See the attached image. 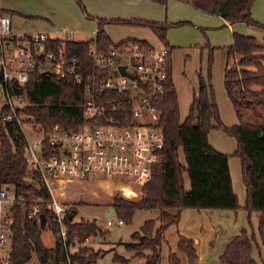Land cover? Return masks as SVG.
<instances>
[{
    "label": "trees",
    "instance_id": "16d2710c",
    "mask_svg": "<svg viewBox=\"0 0 264 264\" xmlns=\"http://www.w3.org/2000/svg\"><path fill=\"white\" fill-rule=\"evenodd\" d=\"M87 18L88 13L81 0H76ZM209 14L223 17L229 23L244 22L264 30V23L252 14L255 0H182ZM6 13L0 8V15ZM98 30L93 38L86 40L50 39L54 48L76 54L88 71L93 69L89 56L91 44L108 50L132 41L150 47L143 39H126L114 42L105 30L109 23L129 24L149 27L169 51V78L164 94L158 100L160 124L164 135V145L153 165L152 177L144 184L143 193L138 198L115 195L109 206L116 215L130 223L137 210L158 209L156 218L148 219L140 231L134 232L126 248L135 251L134 257L145 258L142 264H160L162 246L166 233L172 225L179 224L185 209L235 210L240 208L239 198L234 191L229 167V155L216 150L209 141V133L215 128L222 129L236 139L235 155L241 159L242 178L246 188V205L250 223L248 228L235 234L227 243L220 260L224 264H264V38L252 35L234 34L231 45L225 46L227 65L224 72V86L228 99L236 113L237 122L226 125L221 113L213 83L212 67L214 51L210 44L199 46L208 48V70L198 72L199 85L193 92L188 114L181 119L177 90L171 75L170 53L174 46L167 39L168 30L174 25L184 24L158 22L145 19H105L97 18ZM5 95H19L25 98L24 110L40 124L58 123L72 130H78L84 123L85 86L77 83L72 76L58 77L34 71L24 83L16 79L3 82ZM3 105L2 109H4ZM0 187L12 185L17 199L14 202V233L12 236L10 264H28L36 254L40 264H64L67 256L77 264H93L98 253H88L87 247L79 246L69 253L61 237L57 235V224L48 210L50 195L46 188L30 177L29 162L25 155V142L17 125L0 124ZM184 158H183V156ZM186 177L189 188L186 187ZM39 181V180H38ZM22 197V198H19ZM39 204L46 216L44 226L40 219L30 217L32 205ZM27 208L24 215L23 208ZM75 203L70 205L67 218L68 240L74 237L82 242L86 237L102 231L96 220L74 222L77 214ZM253 212L260 213L257 229L252 224ZM70 215L72 216L70 218ZM50 226L55 234L52 247L42 239L43 227ZM178 248L187 254L189 262L198 260L193 238L179 234ZM259 250L261 261L255 257ZM149 253L146 254L145 251ZM114 259L127 264L128 258L115 254ZM170 264H181L175 253L169 254Z\"/></svg>",
    "mask_w": 264,
    "mask_h": 264
},
{
    "label": "built area",
    "instance_id": "2783aa9c",
    "mask_svg": "<svg viewBox=\"0 0 264 264\" xmlns=\"http://www.w3.org/2000/svg\"><path fill=\"white\" fill-rule=\"evenodd\" d=\"M55 38L76 40L47 32L17 34L11 29V18L0 15L1 77L3 82L16 79L24 83L37 70L74 77L85 86L84 123L78 130L58 123L40 124L25 112L24 97L8 94L4 109L0 108V124L9 122L19 127L30 177L35 182V174L36 184L39 182L48 191L47 207L57 224V235L71 253L79 246L72 251L78 238L68 240L70 193L88 191L99 198L102 192L109 197L138 198L152 177L153 165L164 145L157 103L166 89L170 63L163 43L160 48L153 44L146 48L129 41L108 50L93 43L89 48L93 61L90 72L76 54L55 49L50 40ZM0 86L3 91L2 83ZM85 183H95L98 188L78 187ZM16 199L12 185L0 187V264H10L11 249L3 250L12 243ZM28 210L30 217L40 219L39 204ZM114 221L125 223L116 210L107 217V224ZM64 264L77 262L68 255Z\"/></svg>",
    "mask_w": 264,
    "mask_h": 264
},
{
    "label": "rangeland",
    "instance_id": "374dc122",
    "mask_svg": "<svg viewBox=\"0 0 264 264\" xmlns=\"http://www.w3.org/2000/svg\"><path fill=\"white\" fill-rule=\"evenodd\" d=\"M81 1L85 5L87 11L93 13L86 0ZM89 3L92 8L100 9L102 11L110 9L124 12L127 15H137L141 11L145 12L147 15L161 13V16L168 19L170 23L181 21L186 22L184 24L174 25L167 34L170 44L176 47L171 54V75L177 90L181 116L186 115L189 110L193 88L197 84V72L201 69L203 73L206 74L208 70V48L202 50L201 47L197 46L198 43L201 42L204 44V42H208L210 45L217 46L214 51L212 72L221 119L229 126L237 122L236 113L226 95L224 86L226 52L223 46L227 45V43H232L234 40V32H237L239 28L249 32L264 31L262 28L249 26L243 22L233 24V28L229 26L227 22L226 26H223L225 25V22L219 24V19L217 17H209L204 12L196 10L189 5L176 0H169L166 6L145 0H90ZM78 6L80 12L83 14L82 7H80L79 4ZM107 11L109 12V10ZM62 14L63 15H57L56 27L60 30H62L63 27H66L70 31L77 29V27L71 23L70 17L64 15V13ZM3 15L7 14L4 13ZM94 20V18H90L88 25L83 28L85 30L79 31V33L75 32L73 37L78 39H90L92 37L91 29L94 27ZM107 26L109 34L116 41L129 35H135L136 33L142 35V31L134 32L133 30H142V28H146V32H149L150 30L143 26L120 23H109ZM11 29L17 34L46 31L41 30L39 27L34 28L35 30L28 28L31 30L18 31L13 25H11ZM59 34L63 35L62 32H59ZM257 38L259 37L257 36ZM155 43L157 42L155 41ZM160 47L161 46H158V48ZM201 57L203 59L202 61ZM1 74L2 66L0 64V76ZM6 102L7 97L5 93L0 90V108ZM185 111L186 113L184 114ZM33 137L32 134H29L30 139H33ZM210 141L216 150L229 155V166L233 178L234 191L239 197L240 208L238 211L231 209H208L203 211H196L193 209L183 210L181 222L170 227L171 235L168 238V243H163L160 264H170V253H175L179 257L181 264H196L189 262L187 254L178 248L175 233L177 226H180L182 229H187V237L194 239L196 252L199 257L197 264H224L220 260V255L223 253L229 240L242 229L248 228L249 231L251 229L248 212L244 207L246 193L245 184L242 178L241 159L238 155L234 154L237 149L236 139L227 135L222 129L215 128L210 134ZM188 181L189 180L186 177L187 188H189ZM83 185H85V189L98 188V185L95 183L78 184V187H83ZM10 189L11 196H13L14 190L13 188ZM111 200L112 197H109L102 192H100L99 198H96L88 191L82 193H70L69 205L75 203L78 211L74 216L73 221L96 220L98 225L102 228L101 232L96 235H91L89 240H83L82 242L78 241L75 243V246H72L71 250L74 251L81 245L87 247L89 254L98 253L97 260L93 264H121L114 259L115 254L128 258L129 261L127 264L144 263L145 258L134 257L135 251L127 249L125 244L132 240L131 235L134 232L141 230V227L146 220L156 218L159 214V210H137L133 216L132 222L119 225L114 221L112 225H108L106 207ZM189 212H192V214L188 215ZM259 219L260 213L254 212V216H251V221L255 229H257ZM42 239L46 246L52 247L54 245L55 234L50 226L43 227ZM198 240H200V242L199 244H196ZM10 249L11 244H9L7 249L3 250V253ZM145 253L148 254L149 251L146 250ZM254 255L260 262L261 258L259 257V250L256 248ZM28 264H40L36 254H33Z\"/></svg>",
    "mask_w": 264,
    "mask_h": 264
},
{
    "label": "crops",
    "instance_id": "0c3cea01",
    "mask_svg": "<svg viewBox=\"0 0 264 264\" xmlns=\"http://www.w3.org/2000/svg\"><path fill=\"white\" fill-rule=\"evenodd\" d=\"M145 1H149L152 3H157L160 5L166 6L169 0H145ZM176 1H180L182 3H185L189 6H191L190 4H188L182 0H176ZM86 2L88 4L89 8L93 12V13H90V12H88V13L93 15V17L96 16L95 20H94V27L91 29L92 30V33H91L92 37L91 38H93L95 36V34L98 30L97 18L145 19V20H153V21H158V22L170 23L168 21V19H166L164 16H161V13H153V15L152 14L147 15L145 12L141 11L137 15H127L121 11H114V10H110V9H106V10L102 11L100 9L99 10L94 9L90 6V3H89L90 0H86ZM191 7H193V6H191ZM0 8H2L3 10L6 11L5 14H7L11 18V25H13V27L18 31H26V30H31V29H34L36 27H39V28H41V30H46L43 32H47L48 34H50L52 36H59L61 38H65V37L70 36L73 39L86 40L84 38L78 39V38L73 37L75 32L79 33V31H82V30L84 31L85 29H83V28H85L88 25V21H89V18H87L84 13L82 14L80 12L79 6H78L76 0H0ZM193 8H195V7H193ZM195 9L201 11L200 9H197V8H195ZM107 10H109V12ZM62 13H64V15H68L70 17L71 23L75 27H77V29H75L74 31H72V30L70 31L66 27H63L62 30H60L56 27L57 15L58 14L63 15ZM205 14H207L209 17H217L219 19V24H223L225 22L224 23L225 25H223V26H226V24L228 23L229 26H231L232 28L234 27L233 24H235V23H229L226 19H224L223 17H221L219 15L209 14V13H205ZM252 14H253V17L257 21L264 23V0H255L253 7H252ZM107 25H109V24L105 25V30L109 34ZM28 28H31V29H28ZM147 28L150 29L149 27H147ZM171 28H173V27H171ZM133 31L134 32L142 31V35L136 33L135 35H129V36H127L123 39H120L118 41L114 40L110 34H109V36L116 43L122 42L126 39H143V40H147L148 42H150L151 44H153L154 46H157V47L163 45L161 40L157 37V35L151 29L149 30V32H146L147 31L146 28L145 29L142 28V30L138 29V30H133ZM59 32H62L63 35L59 34ZM53 33H55V34H53ZM235 33L252 35L255 37L258 36L260 39L264 38V31L249 32V31L242 30L239 28V30L237 32H234V34ZM19 34H22V33H19ZM155 41L157 43H155ZM169 43H170V41H169ZM232 43H233V41H232ZM232 43L231 42L227 43V45H231ZM206 44H210V43L204 42V44H203L200 42V43H198L197 46H204ZM227 45H224L223 47H225ZM212 46H214V45H212ZM175 49H176V47L174 46L173 50L170 53V60H171V54ZM225 52H226V65H227V51H226V49H225ZM202 60L203 59L201 57V61ZM225 68H226V66H225ZM198 85H199V78H198V72H197V84L193 88V92L198 87ZM192 99H193V94H192ZM191 102H192V100H191ZM185 113H186V111L184 112V114ZM187 114H188V112L186 113V115ZM186 115L181 116V119H184L186 117ZM211 132H212V130L209 133V141H210ZM210 143H211V141H210ZM230 172H231V170H230ZM232 182H233V178H232ZM185 184L187 187L186 180H185ZM233 188H234V186H233ZM245 193H246V188H245ZM245 205H246V196H245L244 207H245ZM108 207H109V205L106 207L107 208L106 213H107ZM193 210H196V209H193ZM188 211H191V210H188ZM196 211H198V210H196ZM201 211H203V210H201ZM191 214H192V212H189L188 215H191ZM182 215H183V212H182ZM196 215H198V214H196ZM252 216H254V212L252 213ZM181 219H182V217H181ZM180 222H181V220H180ZM170 229L171 228H169L167 233H166V240H165L164 244L168 243V238L171 235ZM175 233H176V238H177V244L179 241V234H183L185 236H188L187 229H182V228H180V226H177V230ZM87 240H89V237ZM199 242H200V240H198V242L196 244H199ZM198 260H197V262H198ZM197 262H195V263L197 264Z\"/></svg>",
    "mask_w": 264,
    "mask_h": 264
},
{
    "label": "water",
    "instance_id": "95a60500",
    "mask_svg": "<svg viewBox=\"0 0 264 264\" xmlns=\"http://www.w3.org/2000/svg\"><path fill=\"white\" fill-rule=\"evenodd\" d=\"M121 69L124 71L125 68L122 66ZM0 90H1V86H0ZM23 213H24V215L27 214V208H25V207L23 208ZM114 214H115V208L113 206H109L107 213H106V217H109V216L114 215ZM71 217L72 216L70 215V218ZM45 221H46V216L44 213H41L40 214V223L42 226H44Z\"/></svg>",
    "mask_w": 264,
    "mask_h": 264
}]
</instances>
